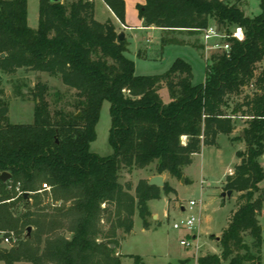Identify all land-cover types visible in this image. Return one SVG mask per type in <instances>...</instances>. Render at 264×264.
Here are the masks:
<instances>
[{
	"label": "trees",
	"instance_id": "obj_1",
	"mask_svg": "<svg viewBox=\"0 0 264 264\" xmlns=\"http://www.w3.org/2000/svg\"><path fill=\"white\" fill-rule=\"evenodd\" d=\"M102 1L124 24V1ZM259 7V15L247 17L223 0H144L137 6L143 26L163 33L201 36L211 20L228 33L234 27L244 30V41L229 39V51L207 62L204 83L192 85V68L179 58L163 74L135 75L134 63L125 56L127 42L118 40L110 21L95 20L94 0L68 6L61 0H38L35 29L27 23L26 0H0V73L47 74L74 91L69 104L51 111L47 84L38 81L30 88L16 81V97L26 99L21 87L28 88L33 121L13 124L0 87V174L10 175L8 181L0 180V262L121 264L117 231L131 232L135 210L148 230L146 203L159 199L160 190L140 181L132 196L119 183V170L154 164L158 175L180 180L193 155L202 146L216 147L217 136L230 135L238 118L245 123V151L236 153L240 163L224 186L237 194L235 208L219 238L220 255L200 256L196 264H259L264 66L257 75L256 67L264 61V0ZM168 42L177 43H162ZM196 43L190 46H203ZM162 87L168 91L167 104L159 96ZM54 97L60 104V94ZM104 101L112 119L108 143L113 153L108 157L89 151ZM169 189L164 184L162 191L168 194ZM46 199L48 207L42 206ZM18 207L23 213L14 211ZM11 234L17 243L3 248L2 238ZM135 261L140 263L138 257Z\"/></svg>",
	"mask_w": 264,
	"mask_h": 264
},
{
	"label": "rangeland",
	"instance_id": "obj_2",
	"mask_svg": "<svg viewBox=\"0 0 264 264\" xmlns=\"http://www.w3.org/2000/svg\"><path fill=\"white\" fill-rule=\"evenodd\" d=\"M27 1V22L30 28L35 29L38 25V0ZM76 0H61L65 6ZM229 4H235L247 17H255L260 14L259 0H223ZM107 13L99 4L97 6V18L105 19ZM214 24L211 20V25ZM233 28L230 29V31ZM165 39L174 40L163 44ZM201 44L198 34L188 35L185 32L146 31L135 32L133 37L128 38L127 52L125 56L134 63V74L137 76H152L165 73L176 59L187 62L192 68V85H199L205 81V70L207 62L212 56L222 54L220 50H207L204 45L201 48H193L190 45ZM222 43V41H221ZM199 46V45H198ZM264 66V61L256 67V75ZM16 81L26 82L32 88L36 82L47 84L50 94L47 98L50 110L61 106L73 99L74 91L65 87L58 78L47 74L24 72L18 70L14 75L0 73V87L4 90V98L8 102V118L13 124H31L33 121V103L28 98V88L21 87L25 94L24 100L14 95ZM59 93L60 104H56L54 94ZM245 92H251L250 89ZM162 103L169 102L168 91L162 87L159 91ZM233 99L232 102L239 101ZM233 103H230L225 111L230 112ZM68 110H72L67 107ZM111 117L109 114V103L104 101L100 108L99 119L95 126L96 137L89 145V151L100 157H108L113 151L108 143L109 130L111 128ZM235 140H228L226 135L219 134L216 139L217 146H202L200 153L193 155L190 165L183 168V177L178 180L167 174L158 175L155 165L144 169L132 168L130 170L121 168L119 170V183L129 188V193L135 196V189L140 181L148 182L150 178L161 176L164 184L169 186L170 192L164 194L160 190V198L149 200L146 205L150 212L148 230L142 227L138 210L133 216V228L127 235L117 231L119 247L116 253L120 255L121 264H136L135 258L140 260L139 264H196L200 256L220 255L219 238L222 229L227 224V218L235 208L237 194L232 192L230 197H222L226 177L229 171L238 165L236 152L245 151L242 133L245 127L244 120L234 118ZM240 137V139H238ZM185 139L182 138V141ZM243 142V143H242ZM264 156V154H263ZM259 163L264 167L262 157ZM171 186V187H170ZM264 192V180L260 183ZM194 201L196 205L190 210L189 202ZM51 202L46 199L42 206L48 207ZM52 206V205H51ZM183 208L184 210H181ZM17 214L23 213V209H14ZM193 216L198 222L192 231L174 230L173 224L186 217ZM262 227L263 245L259 254V264H264V200L259 216ZM107 229L108 225L103 224ZM197 235L196 237H193ZM1 236V235H0ZM69 236L68 234L66 235ZM23 236L20 238L22 239ZM218 238V239H217ZM187 241L191 246L185 248L180 241ZM3 248L9 245L1 244ZM193 246H198L195 250ZM0 264H3L0 262ZM15 264H27L25 262ZM227 264V261L222 262Z\"/></svg>",
	"mask_w": 264,
	"mask_h": 264
},
{
	"label": "built area",
	"instance_id": "obj_3",
	"mask_svg": "<svg viewBox=\"0 0 264 264\" xmlns=\"http://www.w3.org/2000/svg\"><path fill=\"white\" fill-rule=\"evenodd\" d=\"M229 39L243 42L245 39L244 30L241 27H234L228 33L227 31L220 30L215 24H212L201 31V40L204 44L205 49L207 50H220L222 53H227L230 49V43L228 42ZM42 187L45 190H49V188L45 184H43ZM195 205L196 202L190 201L189 209L191 210ZM197 222L198 220L195 217L189 216L185 219L175 222L172 227L174 230L192 231ZM17 241L18 239L12 234L10 236H5L2 238V243L9 246L15 245ZM180 245L185 248L191 246L187 241L184 240L180 241ZM193 247L195 248V250L198 249V246Z\"/></svg>",
	"mask_w": 264,
	"mask_h": 264
},
{
	"label": "crops",
	"instance_id": "obj_4",
	"mask_svg": "<svg viewBox=\"0 0 264 264\" xmlns=\"http://www.w3.org/2000/svg\"><path fill=\"white\" fill-rule=\"evenodd\" d=\"M123 1H124V5H125L124 24H122V23H120L118 21V19L114 16V14L109 10V8L104 4V2L102 0H94V18H95V20L100 22V23H103L105 21H110L114 25V27L116 29V32L118 34H120V33L123 34L124 40L127 42V44H128V38H130V37L132 38L133 34H135V32L136 33L137 32H146V31H151V30H153V31H155V30L156 31H161L160 29H157V28H154V27H149V28L144 27L143 23H142V20L139 19L138 12H137V6L138 5H142L144 3V0H123ZM99 4L101 5V7H103L105 9V11L107 13V16L103 20L97 18V6ZM201 42H202V40H201ZM201 44L204 45L203 42ZM235 132H236V130L234 129L232 131V133L227 136L228 140L234 142L235 137H236L235 136ZM239 135H241L240 132H239ZM239 151H242V149L238 150L237 152H239ZM262 159L264 161V156L263 155H262ZM238 161H239L238 162V164H239L240 163V159L239 158H238ZM232 173H233V170L229 171L228 175H231ZM180 209L183 210V208H180ZM259 223H260V221H259ZM196 236L197 235H194L193 237H196Z\"/></svg>",
	"mask_w": 264,
	"mask_h": 264
},
{
	"label": "water",
	"instance_id": "obj_5",
	"mask_svg": "<svg viewBox=\"0 0 264 264\" xmlns=\"http://www.w3.org/2000/svg\"><path fill=\"white\" fill-rule=\"evenodd\" d=\"M50 1L52 3L60 2V0H50ZM118 40L119 41H123L124 40V36H123L122 33L118 34ZM0 57L3 58L4 54H0ZM241 136H244V132L241 133ZM9 179H10V175L8 173L3 172V173L0 174V180L2 182H6ZM148 185L149 186H154V187H157V188H162L164 186V179L161 176L152 177V178L149 179ZM231 194H232L231 191H226V192H223L221 195H222V197H225V196L230 197ZM28 195H29V193H27V192H24L22 194L23 198H25V199L28 198ZM30 230H31V228L28 227L27 230H26L28 234H29Z\"/></svg>",
	"mask_w": 264,
	"mask_h": 264
}]
</instances>
